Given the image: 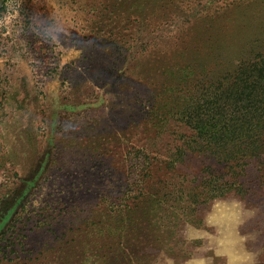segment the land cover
Wrapping results in <instances>:
<instances>
[{"label":"rangeland","instance_id":"obj_1","mask_svg":"<svg viewBox=\"0 0 264 264\" xmlns=\"http://www.w3.org/2000/svg\"><path fill=\"white\" fill-rule=\"evenodd\" d=\"M258 56L264 0H0V264H264L260 163L241 193L184 211L223 167L167 111L161 137L143 120ZM142 188L181 209L128 215Z\"/></svg>","mask_w":264,"mask_h":264},{"label":"trees","instance_id":"obj_2","mask_svg":"<svg viewBox=\"0 0 264 264\" xmlns=\"http://www.w3.org/2000/svg\"><path fill=\"white\" fill-rule=\"evenodd\" d=\"M218 74L213 80L203 78L198 81L186 94L187 98L181 94L183 90L177 88L175 91L178 96L171 102L165 100L151 105L143 118L148 133L155 138L161 137L163 127L168 122L167 111L193 131L191 146L197 151L192 152L204 155L215 165L223 167V170H208L202 176V181L197 182V177L191 181V187L186 189L189 205L182 210L192 213L211 201L241 193L244 190L241 181L253 162H259L262 166L260 177L264 182V163L260 160L264 154V56L242 61L233 69L222 70ZM184 153V149L180 148L174 157L182 159ZM143 156L141 154L130 160L131 164L137 165L133 178L137 176L145 179L153 174L150 155L139 162ZM171 168V178L189 177L186 175L182 178L177 166ZM175 191L185 193L183 190ZM138 192L137 202L126 207L130 216L151 208L156 212L181 209L167 207L171 197L167 194L159 199L157 191L142 188ZM137 255L130 254V257Z\"/></svg>","mask_w":264,"mask_h":264}]
</instances>
